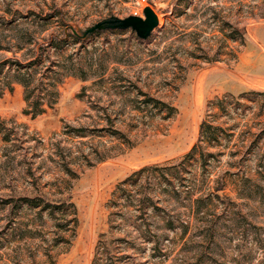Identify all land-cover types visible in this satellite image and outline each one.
Listing matches in <instances>:
<instances>
[{
    "label": "rangeland",
    "instance_id": "obj_1",
    "mask_svg": "<svg viewBox=\"0 0 264 264\" xmlns=\"http://www.w3.org/2000/svg\"><path fill=\"white\" fill-rule=\"evenodd\" d=\"M0 264H264V0H0Z\"/></svg>",
    "mask_w": 264,
    "mask_h": 264
},
{
    "label": "water",
    "instance_id": "obj_2",
    "mask_svg": "<svg viewBox=\"0 0 264 264\" xmlns=\"http://www.w3.org/2000/svg\"><path fill=\"white\" fill-rule=\"evenodd\" d=\"M142 13L143 18L134 15L123 19L110 16L89 27H86L84 30L72 26H70L69 29L79 40H84L98 32L113 30H130L138 39L146 40L150 36L153 29L158 25V18L153 10L148 6L143 9Z\"/></svg>",
    "mask_w": 264,
    "mask_h": 264
},
{
    "label": "trees",
    "instance_id": "obj_3",
    "mask_svg": "<svg viewBox=\"0 0 264 264\" xmlns=\"http://www.w3.org/2000/svg\"><path fill=\"white\" fill-rule=\"evenodd\" d=\"M49 36L47 38H45V40H49ZM61 42L62 41V38H55L54 40H52L51 42ZM46 45L48 46V42H45ZM19 83L24 87V89L26 90V84L23 80H19ZM54 87V86H53ZM56 87H54L53 90H55ZM54 96L56 98V91H54ZM25 94V93H24ZM29 95H24V99L26 101V110L24 111L26 114H29L31 115L32 118L42 114L44 111V108H43V101L42 99L40 98H37L36 100H31L29 99ZM52 105V102H49V104H47L48 107H50Z\"/></svg>",
    "mask_w": 264,
    "mask_h": 264
}]
</instances>
